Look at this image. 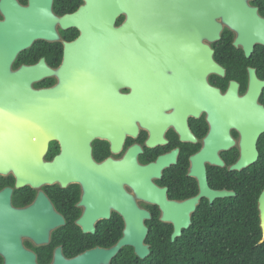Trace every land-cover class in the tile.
<instances>
[{
    "label": "flooded vegetation",
    "instance_id": "flooded-vegetation-1",
    "mask_svg": "<svg viewBox=\"0 0 264 264\" xmlns=\"http://www.w3.org/2000/svg\"><path fill=\"white\" fill-rule=\"evenodd\" d=\"M216 1L223 7L230 1L227 16L233 20L249 19L245 6L264 21V0ZM128 3L136 15L146 12L149 30L122 32L119 40V28L128 18L126 13L119 16V0H0V32L6 25L5 33L21 40L11 71L21 72L23 108L0 114L30 119L23 120L17 146L23 157L13 163H62L71 169L65 184L52 180L18 186L14 173L0 175V193L11 190L13 208H35L38 214L51 213L63 221L54 227L43 224L49 228L47 242L23 236L22 247L38 264H53L59 252L69 261L115 248L126 229L119 213V166L132 162L143 169L158 166L148 179L165 191L168 202L183 206L172 216L175 222L159 204L123 184L151 216L144 222L151 255L154 245H169L176 252L195 237L201 243L264 246V132L256 145L257 161L236 169L241 161L248 162L250 136L263 119L252 114L247 101H236L247 97L253 72L264 84V46L256 45L247 56L245 47L235 45L239 33L225 24L224 15L214 14L216 8L210 17L223 25L221 38L205 39L204 0ZM205 46L224 71L207 76L212 91L207 95ZM216 91L227 98L222 106ZM119 94L130 96L137 109L127 111L137 118L135 134L119 128ZM141 104L147 105L146 112L138 110ZM258 105L264 109V87ZM119 131L125 133L122 144ZM207 193L224 197L212 200ZM88 213L91 218H85ZM253 214L259 223L249 222ZM187 215L189 228L183 222ZM236 215L243 216V222L236 223ZM177 225L182 234L173 241ZM252 230L261 231V239L253 238ZM128 249L110 264H119ZM133 255L138 258L134 250ZM0 264H6L1 254Z\"/></svg>",
    "mask_w": 264,
    "mask_h": 264
},
{
    "label": "water",
    "instance_id": "water-1",
    "mask_svg": "<svg viewBox=\"0 0 264 264\" xmlns=\"http://www.w3.org/2000/svg\"><path fill=\"white\" fill-rule=\"evenodd\" d=\"M130 1L132 0H119V16L123 13H126L128 16L127 22L119 28V40L122 32L149 30V21L146 12L145 16H142L144 11H140L139 16L136 15V12L132 9L133 5L128 3ZM218 3L219 2L216 0H204L205 39H209L213 42L221 38L223 25L215 20L217 17H210V14H212V11L216 8L214 14L218 15V13H220L224 15L225 24L239 33L235 45L245 47L247 56L253 53L256 45L264 46V21L257 16L255 10L248 11L249 8L247 9L244 6V10H246L249 19L244 20L241 18L233 20L227 16L231 12L229 6L231 4L230 1L224 2V4L228 5L225 7L221 5L218 6ZM141 7L146 10L147 5H142ZM1 27L3 29L0 32V111L22 110L23 108L20 104L21 72L14 74L11 71V64L22 46L21 40L17 35L9 36L8 33H5L7 31L5 30L6 25H2ZM210 73L223 75L224 71L214 63L213 51L205 46L204 85L206 95L212 92L207 83V76ZM255 77V73L253 72L251 87L247 97L236 102L242 104L244 101H247L248 108L252 114L259 115L264 119V109L258 105V99L264 84L258 82ZM215 96L219 98L221 106L224 104L223 101L227 99L222 97L219 91L215 92ZM130 100V96H121L119 94V128L124 127L127 132L135 134V121L137 118L133 117L132 113H127V111H134L137 109L131 104ZM138 110L146 112L148 110L147 105H139ZM27 117L28 116L24 114H0V175H7L11 172L14 173L17 177L18 186L26 182L41 183L52 180H59L65 184L67 180L70 179L71 174V169L67 165H62V163H60L42 167L40 164L21 165L19 163H13V161L23 157L17 146L20 145L23 120L25 118L27 119ZM263 119L261 123L258 124V129L250 136V144L247 146L249 148L246 150L248 153V162L243 163V161H241L236 166L237 170L242 169L245 165L254 164L257 161L259 153L256 145L259 135L264 132ZM124 139L125 133L119 131V143L122 144ZM65 156L69 158L67 154ZM91 167L92 166H89L88 168ZM157 168L158 166H153L143 169L134 162L130 165L119 166V213L126 221V229L124 231V237L115 248L106 251L95 250L69 261L65 260L59 252L53 264H110V262L125 248H132L135 255L140 260H146L151 255V250L146 244L149 231L144 222L150 219L151 216L148 212L138 207L134 198L124 190L123 184L127 183L131 185L140 198L159 204L166 214V218H171L175 222H178L177 219L172 216L181 211L183 206L168 202L165 197V191H160L156 188L147 177V175L152 172L157 173ZM97 169L98 171L102 170L100 167H97ZM90 170L96 172L93 169ZM81 181L88 187V182L86 183V180L81 179ZM209 196L212 200L216 197H224L223 194H209ZM193 209L194 206H192V210ZM260 211L262 227L264 229V193L260 199ZM94 214L95 213H92V217ZM106 216H108V214ZM85 218H91L90 213H88ZM62 222L60 217L54 216L51 213L46 216L38 214L35 208L17 210L11 205V190L8 189L0 193V254L5 258L6 264H38L36 256L27 252L22 247L21 238L23 236H28L37 240L39 243H45L48 241L49 228L42 227L43 224L53 223L51 227H54L53 225L56 223ZM183 222L185 223V228H189L191 217L189 215L185 216ZM91 231H94L93 228H91ZM181 234L182 231L177 225L173 235V241L181 236Z\"/></svg>",
    "mask_w": 264,
    "mask_h": 264
},
{
    "label": "trees",
    "instance_id": "trees-1",
    "mask_svg": "<svg viewBox=\"0 0 264 264\" xmlns=\"http://www.w3.org/2000/svg\"><path fill=\"white\" fill-rule=\"evenodd\" d=\"M243 219V216L236 215L235 222H243ZM249 222L259 223L258 215H251ZM250 235L259 240L262 233L252 230ZM210 238L216 239L219 235ZM195 239L192 244L182 246L176 252L169 245H154L151 257L144 261L136 258L130 248L124 250V253L119 256V264L126 262L132 264L135 260H138L139 264H173L174 262L177 264H264V246L238 243L228 246L219 243H201L198 237ZM175 254L177 255L176 261L173 260Z\"/></svg>",
    "mask_w": 264,
    "mask_h": 264
}]
</instances>
